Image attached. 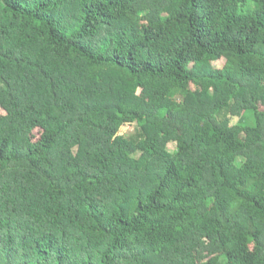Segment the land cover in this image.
<instances>
[{
  "label": "trees",
  "instance_id": "16d2710c",
  "mask_svg": "<svg viewBox=\"0 0 264 264\" xmlns=\"http://www.w3.org/2000/svg\"><path fill=\"white\" fill-rule=\"evenodd\" d=\"M0 109V264H264V0H0Z\"/></svg>",
  "mask_w": 264,
  "mask_h": 264
},
{
  "label": "rangeland",
  "instance_id": "374dc122",
  "mask_svg": "<svg viewBox=\"0 0 264 264\" xmlns=\"http://www.w3.org/2000/svg\"><path fill=\"white\" fill-rule=\"evenodd\" d=\"M224 64V61L220 62V63H216L214 66L215 68H222ZM4 112L0 109V115L3 114ZM236 122V120H233V123ZM134 131V126L127 124L125 126H123V128L120 130V134L121 135H126L130 132Z\"/></svg>",
  "mask_w": 264,
  "mask_h": 264
}]
</instances>
